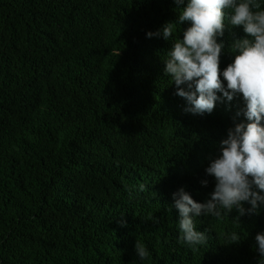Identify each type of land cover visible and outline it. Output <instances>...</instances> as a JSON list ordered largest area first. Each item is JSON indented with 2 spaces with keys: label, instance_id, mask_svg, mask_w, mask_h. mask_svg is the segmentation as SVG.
<instances>
[{
  "label": "trees",
  "instance_id": "16d2710c",
  "mask_svg": "<svg viewBox=\"0 0 264 264\" xmlns=\"http://www.w3.org/2000/svg\"><path fill=\"white\" fill-rule=\"evenodd\" d=\"M186 4L0 0V264H258L264 205L240 227L235 209L194 216L208 243L178 242L172 193L210 199L205 169L227 130L247 122L240 96L200 115L175 95L164 72L173 38L146 33L173 22L182 40ZM245 36L225 22L221 72ZM234 231L243 239L227 245Z\"/></svg>",
  "mask_w": 264,
  "mask_h": 264
},
{
  "label": "clouds",
  "instance_id": "9594fccd",
  "mask_svg": "<svg viewBox=\"0 0 264 264\" xmlns=\"http://www.w3.org/2000/svg\"><path fill=\"white\" fill-rule=\"evenodd\" d=\"M175 2L183 4L184 0ZM178 21L191 23L182 40L174 39L177 25L173 22L146 36L162 34L165 40L173 38L164 59V72L176 86L175 95L187 102L185 111L210 114L221 97L232 101L240 96L243 107L236 115H243L247 121L227 130V138L220 142V155L205 169L215 179L210 199L198 203L183 188L172 193L179 212L178 242L195 251L208 243L209 235L207 230H195L194 216L221 219L235 209L238 215L233 219L240 227L239 217L256 214L264 205V6L259 0H187L186 6L179 9ZM226 21L243 26L246 36L232 42L229 51L237 54L221 72L224 43H218L217 37L224 35ZM140 189L145 190V185L141 184ZM244 203L250 207L245 208ZM227 239V245H231L243 238L234 231ZM254 239L258 264H264V232L257 233ZM134 249L141 261L150 255L138 239Z\"/></svg>",
  "mask_w": 264,
  "mask_h": 264
}]
</instances>
